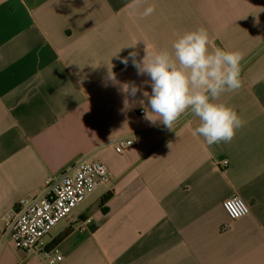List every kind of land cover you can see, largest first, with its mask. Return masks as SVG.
Wrapping results in <instances>:
<instances>
[{"label": "crops", "instance_id": "obj_1", "mask_svg": "<svg viewBox=\"0 0 264 264\" xmlns=\"http://www.w3.org/2000/svg\"><path fill=\"white\" fill-rule=\"evenodd\" d=\"M131 3L0 0V264H49L4 240L1 219L83 156L110 182L75 209L91 219L83 232L66 222L50 241L64 257L56 264H264V0H144L155 6L147 17ZM199 26L212 48L243 54L241 87L218 101L246 121L229 143L194 136L192 115L153 124L147 98L126 103L121 90L151 93L121 62L130 52L171 50ZM127 137L134 146L117 153L111 140ZM232 196L247 216L228 217Z\"/></svg>", "mask_w": 264, "mask_h": 264}, {"label": "clouds", "instance_id": "obj_2", "mask_svg": "<svg viewBox=\"0 0 264 264\" xmlns=\"http://www.w3.org/2000/svg\"><path fill=\"white\" fill-rule=\"evenodd\" d=\"M144 0H132L133 10L143 8L141 16L155 12V6L143 7ZM135 44L125 47L135 48ZM124 48V47H123ZM121 50V49H120ZM120 50L114 54L117 55ZM139 53L132 51L122 59L125 66L131 61L138 76H147L146 83L151 93L143 91L135 82L121 86L125 102L137 93L147 98L149 111L146 117L153 124L159 122L168 129L184 116L199 119L193 135L202 137L207 145L231 142L236 132L246 121L232 106L218 102L221 95L237 91L241 87L243 54L219 47L212 48L209 33L203 26L185 31L172 41L171 50L149 51L138 59ZM109 77L115 74L109 70ZM143 104V101H139Z\"/></svg>", "mask_w": 264, "mask_h": 264}, {"label": "built area", "instance_id": "obj_3", "mask_svg": "<svg viewBox=\"0 0 264 264\" xmlns=\"http://www.w3.org/2000/svg\"><path fill=\"white\" fill-rule=\"evenodd\" d=\"M110 143L117 153H124L134 146L135 139L113 138ZM109 182L110 174L102 163L93 162L87 156L80 157L59 175L46 179L38 194L23 197L3 215V239L49 264L61 262L64 257L60 249L53 242H45V236L62 221L69 224L78 221L75 229L83 232L91 219L73 218L75 209L99 186ZM223 208L232 220L250 212L248 204L239 196L225 199Z\"/></svg>", "mask_w": 264, "mask_h": 264}, {"label": "rangeland", "instance_id": "obj_4", "mask_svg": "<svg viewBox=\"0 0 264 264\" xmlns=\"http://www.w3.org/2000/svg\"><path fill=\"white\" fill-rule=\"evenodd\" d=\"M85 205V204H84ZM84 205H82L80 208H79V210H81L83 207H84ZM66 225V221H62V222H60L56 227H54L53 229H52V231L47 235V236H45V238H44V241L45 242H50L56 235H57V233H58V231L61 229V228H64V226Z\"/></svg>", "mask_w": 264, "mask_h": 264}, {"label": "trees", "instance_id": "obj_5", "mask_svg": "<svg viewBox=\"0 0 264 264\" xmlns=\"http://www.w3.org/2000/svg\"><path fill=\"white\" fill-rule=\"evenodd\" d=\"M110 197V194H107L104 196V198L102 199L103 202H106V200ZM68 234V231L64 232L60 237H58L57 240H60L61 238L65 237Z\"/></svg>", "mask_w": 264, "mask_h": 264}]
</instances>
